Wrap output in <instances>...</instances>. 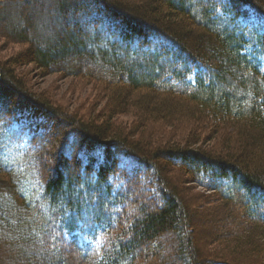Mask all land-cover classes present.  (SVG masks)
I'll use <instances>...</instances> for the list:
<instances>
[{
	"label": "trees",
	"instance_id": "16d2710c",
	"mask_svg": "<svg viewBox=\"0 0 264 264\" xmlns=\"http://www.w3.org/2000/svg\"><path fill=\"white\" fill-rule=\"evenodd\" d=\"M0 36L23 47L0 58V264L264 262V0H0ZM27 61L103 84L101 114ZM209 122L231 132L206 149Z\"/></svg>",
	"mask_w": 264,
	"mask_h": 264
},
{
	"label": "rangeland",
	"instance_id": "374dc122",
	"mask_svg": "<svg viewBox=\"0 0 264 264\" xmlns=\"http://www.w3.org/2000/svg\"><path fill=\"white\" fill-rule=\"evenodd\" d=\"M42 6H40L41 12H43V9H41ZM44 18H39L38 22ZM38 28L49 37L52 35L51 31H49L46 26L42 23H38ZM23 52V47L21 45L15 44V42H8L5 38H2L0 36V58L3 60H6L7 58H10V60H13L14 58H17L20 53ZM144 51H142L143 53ZM88 63V62H87ZM13 64V63H12ZM89 66V65H88ZM16 69L18 70V74H24L25 77L28 75L30 76V79H27L29 83V88L31 90L35 91L36 93H45L48 94L47 96L52 99V101H55V105L65 106L70 111L73 112H80L79 114L82 115V117L85 118H91L95 117L96 115H100L103 111V108L106 104V99H98L99 90L103 87V84L99 83L95 84L93 80H90L89 78H80V77H71L67 76L66 74L62 73H52L50 71H43L38 69L37 67L34 68V65L31 64V62L27 61L25 63H21L20 65H15ZM21 67V68H20ZM20 68V69H19ZM35 83L34 85H31ZM118 120L123 121L126 124H132L134 121V117L131 115H119L117 116ZM208 124V123H207ZM213 127L217 128V134L221 137L227 135V133H230L231 131L225 130L223 128H220L217 124L215 125L212 122H209L208 127L201 129L202 132V140L201 139V146L209 149L213 145L217 143V139L207 138V134L211 130L213 134H216L213 131ZM173 131L172 129H169V127H166L162 130H160L159 133H164L165 136H169V133ZM228 131V132H227ZM216 138H218L216 136ZM179 139V137H177ZM224 140L225 138H220V140ZM210 141L209 143H205L206 141ZM205 144V145H204ZM220 144V143H219ZM199 146V145H197ZM172 175L179 177L181 176V172L174 171L171 172ZM185 187L191 188V191L194 194H198L201 191V189H197L195 187V184L190 181V179L185 180ZM204 193V192H203ZM207 194V193H204ZM2 197V196H1ZM5 196L2 197L1 201L4 202ZM203 201V200H202ZM207 204V203H206ZM205 204V206H207ZM46 244H41V247H37V251L42 252L45 249ZM50 255L55 256L54 247L50 246ZM222 256H228L227 258H224L226 260H231L235 262L244 261V262H250V264H262L264 263L261 260H244L243 256L236 254L233 250L230 252L223 253ZM14 261L19 262L20 264H26L23 262L22 257L19 255H15L13 258H5L1 262V264H13ZM242 263V262H240ZM41 264H58L57 262L52 261V257L46 258L44 261L41 262ZM249 264V263H248Z\"/></svg>",
	"mask_w": 264,
	"mask_h": 264
}]
</instances>
